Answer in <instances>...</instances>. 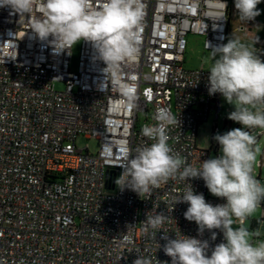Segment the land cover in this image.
Masks as SVG:
<instances>
[{"label": "built area", "instance_id": "built-area-1", "mask_svg": "<svg viewBox=\"0 0 264 264\" xmlns=\"http://www.w3.org/2000/svg\"><path fill=\"white\" fill-rule=\"evenodd\" d=\"M142 2L139 52L122 62L116 80L105 76L106 65L83 40L76 71H70L71 50L56 53L51 37L41 41L31 30L38 5L24 18L0 7V260L5 264H133L137 255L171 264L162 247L164 234L207 240L210 250L223 242L219 230H213V240L185 219L187 203L174 206L190 186L187 181L169 180L142 196L121 191L115 181L127 156L154 143L142 128L155 125L161 109L180 120L168 129L174 153L196 167L209 159L210 148L195 144L196 129L210 112L217 118L222 96L209 95L207 71L184 68L186 36L201 37L206 51L208 43H225L230 0L226 9L222 0ZM56 83L63 89L56 90ZM78 135L96 140L97 152L90 154L87 145L78 149ZM262 166L264 160L257 163ZM256 178L263 182L259 173ZM189 182L212 205L226 202L211 196L202 179ZM259 208L261 217L264 201ZM156 212L168 219L155 238L152 229L145 234L144 224L146 215Z\"/></svg>", "mask_w": 264, "mask_h": 264}, {"label": "clouds", "instance_id": "clouds-1", "mask_svg": "<svg viewBox=\"0 0 264 264\" xmlns=\"http://www.w3.org/2000/svg\"><path fill=\"white\" fill-rule=\"evenodd\" d=\"M261 2L234 0L240 20L250 22L259 16L257 5ZM37 5L40 16L31 24L35 36L41 41L51 37L48 42L56 53L70 51L82 40L90 42L98 59L106 65V77L119 79L122 62L139 52L138 33L145 7L142 0H0V7H10L21 18L24 14L30 16ZM222 6L227 8L226 0H222ZM258 39L246 43L236 37L216 46L207 44L211 49L205 60L208 93H219L233 107L227 118L241 125L213 137L220 146V155L201 161L196 167L174 153L168 143V129L180 124V120L169 109H161L157 123L142 128V135L154 143L137 148L135 155L127 156L118 165L122 173L115 181L117 186L139 196L150 194L169 180L187 181L190 186L175 198L174 206L188 204L184 217L197 224L199 234L207 230L215 240L213 230L223 233V242L211 250L207 240L182 234L170 239L164 234L166 243L162 247L171 264H264L262 233L246 227L264 201V184L254 175L256 161L264 155L253 134L256 129L264 130V59L255 51ZM128 98L130 102L134 99L131 94ZM194 178L202 179L213 196L226 202H207L202 193L194 192L189 182ZM167 219L164 212L146 215L145 234L152 229L156 238ZM0 264L5 261L0 260ZM133 264L153 262L150 257L137 255Z\"/></svg>", "mask_w": 264, "mask_h": 264}, {"label": "rangeland", "instance_id": "rangeland-1", "mask_svg": "<svg viewBox=\"0 0 264 264\" xmlns=\"http://www.w3.org/2000/svg\"><path fill=\"white\" fill-rule=\"evenodd\" d=\"M257 8L260 10L261 14L253 20L254 22L257 23V26L255 27L254 31L250 32V34L252 36L255 35V37H258L259 39L264 41V0H262V2L259 5H257ZM240 21L241 20L239 18V14L237 10L235 9L234 4H232L231 16H230L231 27L234 28L235 26L238 25V23H240ZM239 32H242V31L239 30ZM239 36L241 35H239L238 32L236 31L231 32V38H236ZM247 36H245V40H248ZM79 49H80V42L74 45L71 49L69 69L72 72L76 71V68H77ZM55 89L62 90L63 84L56 83ZM232 110H233V107L227 104L221 97L220 98V111L218 112L217 118L215 119L214 112H210L207 116L206 121L198 125L196 129L195 144L198 148H201V149L210 148V151L208 152V158H212V157H216L220 155V146L213 139V137L217 133L223 134L224 132L231 130L233 128L241 127V125H239L238 123L227 118L228 113H230ZM262 133H264V130L256 129L253 131V134H255L257 137L259 136V134H262ZM258 140L261 145L262 152H264V136L263 135L259 136ZM74 144L78 149H83L87 145L88 152L90 154H95L97 152L98 143L94 139H85L82 135H78L75 138ZM261 160H264V155L258 157L256 164H255L254 175L256 176L259 173L260 178L263 179L262 184H264V166H262L260 169L257 167V163ZM211 196L213 195L211 194ZM260 214H261V211H260V208H258L257 212L252 217H250L249 220L247 221L246 227H248L249 231H255L259 229L260 232L262 233L261 238L264 239V229L261 226L253 227L250 225L251 222L259 220ZM237 226L238 224L233 225V227H237Z\"/></svg>", "mask_w": 264, "mask_h": 264}, {"label": "crops", "instance_id": "crops-1", "mask_svg": "<svg viewBox=\"0 0 264 264\" xmlns=\"http://www.w3.org/2000/svg\"><path fill=\"white\" fill-rule=\"evenodd\" d=\"M234 4V0H230V6L228 10V23H227V38H231V32L236 31L239 33V38L246 43H251L256 37L251 35L250 32L254 31L257 23L254 21H240L237 26L234 28L230 25V16H231V7ZM244 27V31L239 32V28ZM248 35V36H247ZM247 36L248 40H245ZM202 38L194 35L186 36V51L184 54L183 66L187 70H192L196 68H202L205 71H208V66L205 64V60L209 57L210 51H206L202 48ZM256 54L264 59V41L258 39V42L254 45ZM198 48V49H197Z\"/></svg>", "mask_w": 264, "mask_h": 264}, {"label": "trees", "instance_id": "trees-1", "mask_svg": "<svg viewBox=\"0 0 264 264\" xmlns=\"http://www.w3.org/2000/svg\"><path fill=\"white\" fill-rule=\"evenodd\" d=\"M253 227H262L264 229V214L257 221H253L250 224Z\"/></svg>", "mask_w": 264, "mask_h": 264}]
</instances>
